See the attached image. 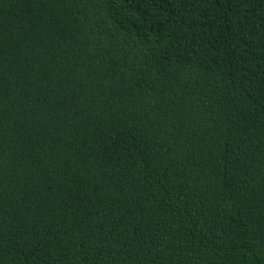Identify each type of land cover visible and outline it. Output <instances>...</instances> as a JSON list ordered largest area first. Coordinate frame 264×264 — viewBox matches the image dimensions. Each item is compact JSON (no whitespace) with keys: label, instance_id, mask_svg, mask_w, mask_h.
<instances>
[{"label":"trees","instance_id":"obj_1","mask_svg":"<svg viewBox=\"0 0 264 264\" xmlns=\"http://www.w3.org/2000/svg\"><path fill=\"white\" fill-rule=\"evenodd\" d=\"M0 264H264V0H0Z\"/></svg>","mask_w":264,"mask_h":264}]
</instances>
